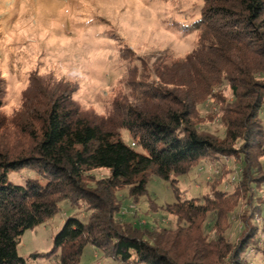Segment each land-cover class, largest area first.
<instances>
[{"label": "trees", "instance_id": "1", "mask_svg": "<svg viewBox=\"0 0 264 264\" xmlns=\"http://www.w3.org/2000/svg\"><path fill=\"white\" fill-rule=\"evenodd\" d=\"M204 2L206 11L194 23L196 29L204 27L201 47L185 60L193 59V72L186 81L171 79L164 84L185 87L210 73L206 82L212 85L224 74L234 98L222 116L224 139L200 134L192 119L194 101L182 100L180 95L162 94L171 104L166 108H127L113 125L110 116L98 122L82 111L71 98L73 90L42 91L31 115L27 113L29 124L20 127L31 139L30 151L12 156L0 152V264H30L17 252L21 237L52 219L61 204L72 212L84 204L90 214L86 220L67 218L54 235L59 264H80L87 246L120 264H248L250 253L264 264V220L245 223L234 246L222 236L206 246L200 235L186 236L187 252L179 256L171 250L181 238L179 233L173 236L167 229L154 231L115 221L119 189L128 187L135 199L145 193L149 176L173 185L193 165L210 157L241 155L239 179L244 186H258L250 178L255 168L246 154L248 149H260L259 140H264V0ZM250 55L256 57L251 65L247 62ZM117 128L128 132L130 144L116 135ZM239 142L240 149H235ZM24 169L35 177L20 184L10 181L9 174ZM93 170H106L109 175L91 189L86 182L87 173ZM173 189L176 202L166 212L177 218V226L182 223L192 228L197 226V217L222 210L217 202L224 196L218 189L214 199L204 203L181 202L177 188ZM261 205L255 209L260 215ZM254 240L260 241L259 247H253ZM200 243L204 250L199 249Z\"/></svg>", "mask_w": 264, "mask_h": 264}, {"label": "rangeland", "instance_id": "2", "mask_svg": "<svg viewBox=\"0 0 264 264\" xmlns=\"http://www.w3.org/2000/svg\"><path fill=\"white\" fill-rule=\"evenodd\" d=\"M204 11V0H0V152L10 156L28 153L32 142L20 127L29 124L34 101L42 91L64 88L73 90L72 100L92 119L99 122L110 116L113 125L127 108L170 106L162 94L187 97L185 101H194L192 119L197 131L223 140V112L234 101L224 74L212 85L206 82L210 73L185 87L164 84L171 79L186 81L193 72V59L185 60L201 47L204 27L196 29L194 23ZM255 59L250 55L247 62L251 65ZM261 117L264 123V111ZM116 135L127 144L132 141L124 129L117 128ZM259 142L260 149H248L246 154L255 168L250 178L256 179L257 187L244 186L239 179L241 155L210 157L193 165L173 185L149 176L145 193L135 199L128 187L119 189L115 221L154 231L167 229L173 236L179 233L182 239L171 247L176 256L187 252L184 237L195 233L205 246L218 236L236 245L245 223L264 220V157L260 156L264 140ZM240 146L241 142L235 149ZM35 175L24 169L9 174V179L20 184ZM108 175L106 170L90 171L86 186L92 189ZM173 186L181 202L204 203L214 199L218 189L224 196L217 202L222 210L197 217V226L192 228L182 223L177 226V218L166 212L176 202ZM258 205L261 215L255 211ZM89 214L84 204L76 212L61 204L52 219L24 233L17 246L19 256L30 264H59L54 235L67 218L86 220ZM254 241L253 247H259L260 241ZM198 247L204 250L202 243ZM248 259V264H260L253 253ZM80 264L120 263L87 246Z\"/></svg>", "mask_w": 264, "mask_h": 264}, {"label": "built area", "instance_id": "3", "mask_svg": "<svg viewBox=\"0 0 264 264\" xmlns=\"http://www.w3.org/2000/svg\"><path fill=\"white\" fill-rule=\"evenodd\" d=\"M131 146L133 147V146H134V144H133V143H131Z\"/></svg>", "mask_w": 264, "mask_h": 264}]
</instances>
